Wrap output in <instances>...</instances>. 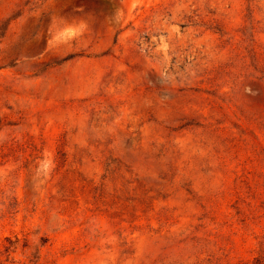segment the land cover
<instances>
[{
    "label": "rangeland",
    "instance_id": "374dc122",
    "mask_svg": "<svg viewBox=\"0 0 264 264\" xmlns=\"http://www.w3.org/2000/svg\"><path fill=\"white\" fill-rule=\"evenodd\" d=\"M0 264H264V0H0Z\"/></svg>",
    "mask_w": 264,
    "mask_h": 264
},
{
    "label": "trees",
    "instance_id": "16d2710c",
    "mask_svg": "<svg viewBox=\"0 0 264 264\" xmlns=\"http://www.w3.org/2000/svg\"><path fill=\"white\" fill-rule=\"evenodd\" d=\"M5 150H12V147H9L7 145H3L1 148H0V151H5Z\"/></svg>",
    "mask_w": 264,
    "mask_h": 264
}]
</instances>
